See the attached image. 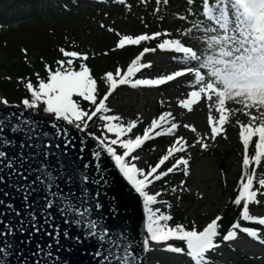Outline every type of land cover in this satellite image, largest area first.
I'll return each mask as SVG.
<instances>
[{
    "label": "snow or ice",
    "instance_id": "obj_1",
    "mask_svg": "<svg viewBox=\"0 0 264 264\" xmlns=\"http://www.w3.org/2000/svg\"><path fill=\"white\" fill-rule=\"evenodd\" d=\"M100 2L107 3L108 0H100ZM115 3L127 4L129 9L132 7L127 0H115ZM163 3L167 4L168 0H163ZM187 3L194 5L196 0H187ZM202 13L211 23L206 26L203 22L193 24L188 32L191 33L192 29L197 31L202 29L207 36L206 52H198L194 47L186 46L180 39H164L156 47L143 48L131 60L126 70L117 67L114 72L107 71L99 79L86 63L90 59L88 54L59 48V52L65 59L57 60L55 69L51 65H46V77H41L39 73H36L37 82L33 83L29 80L25 84L31 94V99L26 98L22 101L26 109H40L43 105L42 110L53 117L50 125L53 132L40 130L37 122L31 119H21L19 123H13L16 113L0 118V146H11L14 143L3 134L9 127L12 133H22L27 138L25 143L20 144V148L27 147L30 151L27 154L21 152L18 161L15 157L10 159L6 151L0 150V164L6 161L7 169L14 171L23 180L28 181L29 179L25 172L36 173L31 184L25 186L23 197L25 207L33 208L30 202L31 195L38 191L44 193L39 214L36 211L29 213L31 232L23 226V221L19 229L15 230L21 234L28 233L25 244L35 243L32 237L33 232L52 239L53 242L46 245L35 243L34 256L42 255L51 260L52 264H56L61 257L55 255L54 250H63L70 254L75 247L91 241L96 245L92 255L98 259L99 264H113V261H120L121 264H138L139 261L132 251L131 243L127 242V237L123 233H110L105 223L107 219L104 211L105 205L102 202L99 188L95 191V195H89L87 187L89 183L97 186L102 182L107 184L103 175L102 161L94 166L93 170L99 174V179H95L87 171L88 163L83 164V170H81L80 167H72L59 159L75 150L77 158L82 160L88 148L87 140L81 138L77 144L69 128L57 123L60 121L91 136L97 142L98 149L91 152L92 157L100 161L102 152H106L114 160L123 177L143 198V207L147 214L145 228L147 235L142 241L145 252L153 251L151 245L155 244L160 245L166 252L186 255L195 264H208V254L221 246L218 238L219 241L230 242L239 239L240 233H244L259 239L256 229L242 227L240 221L264 225V215L257 216L250 212V205L264 206V199H262L264 198V191H262L264 178L257 179L256 171L264 165V0H202ZM180 19L184 20L187 17H180ZM101 27L104 28L105 25L102 24ZM107 31L119 37L113 51L122 50L128 46H138L142 42L168 35L156 32L133 36L120 34L114 28H107ZM218 31L221 34L208 35ZM157 49L182 53L186 66L159 78H134L143 69L152 67V63L145 61L144 58L146 54L154 53ZM23 51L27 58V49ZM104 54L107 55V53ZM77 61L81 63L77 64ZM191 62H196L197 66H187ZM190 74L194 76L192 86L195 90L190 91L186 98L181 99L179 106L192 112L194 106L204 101L210 113L214 109L219 114L218 117L208 115L210 133L207 137L201 136L196 140V143L200 144L204 150L209 148L207 140L215 141L218 137L228 138L225 126L232 122L231 118L234 113H240L248 118L247 122L235 121L239 127V139L243 152L239 191L233 203L237 206L242 205V208L240 219L233 223L226 233L221 231L222 216L217 215L202 230H197L195 227L187 228L183 224L170 226L164 223L171 221L172 216L163 214L160 209L152 207L158 203H166L158 200V197L163 195L162 192L147 191L152 184L163 181L178 170L182 171L185 176L189 175L190 156L187 158L180 156L170 167L164 168L176 153H186L188 147L194 146L189 145L183 136L177 137L167 149L166 154L161 156L158 162L150 166L148 170L131 162L141 159L140 156L133 154L142 149L146 142L161 136L175 135L180 125L174 122L176 118L173 113L165 111L151 119L140 135L134 134V130L140 123L139 117L124 123L120 116L108 114L112 112L108 103L109 99L121 86L158 87ZM102 85L105 86L103 93L100 92ZM82 102H87L92 107H86ZM229 102H234L241 107L230 108ZM0 103L9 106L6 98H0ZM20 116L23 117V113H20ZM94 118L104 121V134L100 136L88 131L90 122H93ZM183 127L193 133L197 132L194 125L185 123ZM107 134H112L115 138H110ZM117 148L123 149L122 154L118 153ZM250 148H253L251 155ZM53 156L59 160L56 169H53L49 162V157ZM16 163H19L20 168L28 164V168L20 171L15 167ZM32 163H36L35 168L31 167ZM3 179L4 177L0 176V182ZM37 183L40 185L39 189L35 187ZM61 184L67 188V193L61 188ZM77 184L79 185V196L73 191V186ZM183 184L182 181L181 191L184 190ZM172 191L176 192L177 188L173 187ZM2 203L3 201H0V204ZM167 206L171 208L172 205ZM9 208L12 206L9 205ZM108 211L115 217L117 212L115 207H111ZM94 212L97 215L95 219L91 218ZM57 213L62 218V223L68 228L75 226L82 228L83 231L70 233L67 228H61L60 225L55 224ZM15 214L20 215L19 212ZM49 228L52 230L48 231ZM15 231L14 226L6 224L4 229L0 230V237H15ZM113 235L116 239H113ZM121 241H124L123 245ZM170 241L184 242L186 247L173 246ZM261 243H264V240H261ZM66 244L67 247H65ZM45 248L48 251H45ZM13 255L23 258V253H18L14 244L5 240L3 246H0V264H6V258ZM35 264H41V261L36 260ZM63 264H68L66 259Z\"/></svg>",
    "mask_w": 264,
    "mask_h": 264
},
{
    "label": "rangeland",
    "instance_id": "obj_2",
    "mask_svg": "<svg viewBox=\"0 0 264 264\" xmlns=\"http://www.w3.org/2000/svg\"><path fill=\"white\" fill-rule=\"evenodd\" d=\"M34 1L38 2V14L41 19L34 17L33 11L35 9L32 8V3L27 0H18L17 5H14V0L0 1V34L9 32L4 35L5 38L2 37L0 39V98H6L9 101V106L0 103V108L17 105L25 108L22 101L26 98L19 96V92L23 91V88L25 89L24 86L22 89H19V86L23 84L21 76L18 74L19 68L22 65L18 64L22 57L20 50L27 49L25 61L29 67L35 66L40 58V54H48L47 47L44 44H38L40 41H43L41 39L49 42L57 33H62L63 37L61 40L66 41L67 36L65 32L68 29V35L72 39L79 37L81 40H84V43H98L100 40H103V42L107 41L109 35L104 30L107 31V28L111 27L120 34L133 36L145 33L152 34L155 31L165 33L175 30L171 21H164L162 20L163 17L158 15H156V18L148 15V12L151 10L149 5L146 6L142 3L141 7H136L140 0H130L132 6L130 9L127 5L123 6L122 9H116L115 2L108 1L107 3H101L100 0L83 2L79 6H76L74 0ZM56 4L61 6L62 9L60 10ZM50 14H55L58 19L49 20ZM201 22H203L204 26L211 23L203 15L202 11L197 21L185 28L178 39L186 46L194 47L198 52H206L207 36L203 33L202 29L200 31L192 29L191 33L188 32L193 24H200ZM102 24L105 25L104 28L101 27ZM86 28V31L92 32V34L94 32L97 33V37L95 38L87 34L84 31ZM75 34L76 36H74ZM111 34L113 39L119 38L115 33L112 32ZM219 34L221 33L218 31L217 33H209L208 35ZM8 38H12V42L10 41L6 44ZM146 42H142L138 46H143ZM182 57V53L157 49L154 53L146 54L144 58L145 61L152 63V67L143 69L134 78L138 79L140 73L143 74L145 79L159 78L170 74L174 70H180L186 66ZM127 66L128 63H123L120 66H109L108 60L102 58L96 65V72L100 74L107 71L114 72L117 67L126 70ZM187 66L197 65L196 62H191ZM29 80L32 81V79ZM193 84L194 76L190 74L158 87H143L139 91H136L135 88H131L129 85L121 86L109 99L108 103L112 112L108 114L120 116L124 123L139 117L140 123L138 128L134 130V134L140 135L151 119L165 111L173 113V116L176 118L174 122L180 125L175 135L161 136V140H159L161 143L155 149L151 151L140 149L133 155H138L141 159L131 161V158H129V160L132 163H136L138 167L147 170L146 165H153L154 162L151 161L163 156L177 137L183 136L189 145H194L188 147L186 153H176L164 166L165 169L170 167L174 163V160L180 156H185L186 158L190 156L189 175L185 176L182 171L178 170L171 173L163 181H157L152 184L147 191L150 193L157 191L163 193L162 196L158 197V200L166 203L153 205L154 209H160L161 213L171 215L173 219L178 212L184 213V216L193 224V227L197 230H202L217 215L223 218H226L228 215L231 195L229 193L225 194L224 188L230 186L235 190L237 177L242 172L243 147L239 139V127L235 121L247 122L248 118L240 113H234L231 118L232 122L225 126L228 138L223 139L218 137L215 141L207 140L209 148L204 150L200 144L196 143V140L202 136L200 129L195 121H190L188 118L189 115L197 110V107L194 106L195 109L192 112H188L179 106V101L186 98L190 91L195 90L192 86ZM103 88L104 86L102 85L100 89L101 93ZM228 106L233 109L241 107L234 102H229ZM198 109L201 111L202 120L207 124L209 114L217 117L219 115L214 109L210 113L209 107L206 106V102L204 101L199 104ZM185 123L194 125L197 128V132L193 133L189 129L184 128L183 125ZM101 124L97 130V136L104 134V121H101ZM90 126H92V122H90ZM107 135L110 138H115L112 134ZM117 151L122 154L123 149L117 148ZM221 154L227 156L224 164L217 160V156ZM221 165L224 166L223 169H221ZM223 170L226 171V177L222 175ZM256 171L257 179L264 178V165ZM182 181L184 182V190L179 194L176 193L177 191L173 192L172 188H180ZM168 204L172 205L171 208L167 206ZM250 212L257 216L264 215V207L259 208L254 204L250 205ZM164 223L170 224V221ZM221 225V229H223V221ZM241 225L242 227H247L246 225L256 227L259 239L240 233L239 239L223 242L218 249L210 252L207 256V259L211 260L209 264H227L229 255L235 253V251H239L242 255H245L254 264H264V243H261V240H264V225L243 220ZM170 243L173 246L186 247L184 242L181 241H170ZM151 247L154 249L153 254L162 255V258L157 259L158 261L159 259L161 260L155 264H172L173 262H179L181 259H186L185 264H189L187 259L191 261V258L186 255L164 251L160 245L152 244Z\"/></svg>",
    "mask_w": 264,
    "mask_h": 264
},
{
    "label": "water",
    "instance_id": "obj_3",
    "mask_svg": "<svg viewBox=\"0 0 264 264\" xmlns=\"http://www.w3.org/2000/svg\"><path fill=\"white\" fill-rule=\"evenodd\" d=\"M10 113H16V117H13V123H19L21 119H31L37 122L39 129L43 131L53 132L51 128V123L53 118L47 116H40L36 112H30L20 107H4L0 108V118L2 116L8 115ZM20 113H23V117L20 116ZM62 126L69 128V131L76 138V143L79 144L81 138L87 140L88 148L86 149L83 159H78L75 150L70 152L68 156H61L59 159L63 160L66 164L71 165L72 167H80L83 170L82 165L85 163L89 164L88 172L92 178L99 179V174L94 171V166L96 163L102 161L103 175L107 180V184L103 182L101 185L97 186L95 184L89 183L87 185L89 189V195H95V191L99 188L101 191V199L105 205V215L107 217L105 223L109 227L110 233H123L127 237V242H130L132 245V251L135 256L139 258L138 264H146L145 262V253L142 246V227L145 222V214L142 206V199L138 194L133 190V188L121 177L119 172L114 166L113 160L106 154L102 152L100 161H96L91 152L97 149V142L91 137L87 136L85 133H81L71 126H67L63 121L57 122ZM9 139L14 143L11 146H0V150H4L8 153V157L11 159L13 157L16 160H19L20 153L24 152L27 154L30 149L25 147L24 149L20 148L21 143L26 142V137L21 134L12 133L9 128H6L4 133ZM59 156V153H57ZM49 162L52 165L53 169H56L59 165V160L56 156L49 157ZM16 168H19L20 171H24V168H28V164L24 165V168H20L19 163H16ZM32 168L36 167V163H32ZM54 174H56L54 172ZM25 175L29 177L28 181L23 180L20 176L16 175L14 171L7 169L6 161L4 164H0V176H3L4 179L0 182V201H3L0 204V230L4 229V225L14 226V231L19 229L21 226V221H23V226L29 229L30 228V215L31 211H36L38 214L43 204L42 196L43 192L38 191L37 193L30 196V202L33 204L32 209L25 207L24 194L25 186L30 185L31 181L34 179L36 173L34 172H25ZM38 189L40 185L37 183L35 185ZM61 188L65 193H67V188L61 184ZM73 191L76 192L77 196L80 195L79 185L73 186ZM7 193V195H5ZM77 202L78 201H74ZM9 205L12 208H9ZM115 207L117 209L115 217L109 213V209ZM19 212L20 215L17 216L15 213ZM93 219L97 218L96 213L94 212L92 217ZM55 224L60 225L61 228H67L70 233H80L83 231L82 228H68L67 225L62 223V218L57 213V218ZM51 231L52 229H47ZM35 243H40L46 245L52 243V239L43 234L32 233ZM28 238V233L21 234L19 231H15V237H0V246H3L5 240L14 244L17 252L23 253V258L18 255H13L6 258V264H35L36 260H40L41 264H52L51 260L41 256H34L35 243L25 244L24 241ZM113 239H116V236L113 235ZM124 241H121L123 245ZM67 247V244L65 245ZM107 247V245H106ZM96 245L91 241H86L85 244L75 247L72 252L69 254L63 250H54L55 255L61 257L60 261H57L56 264H63L66 259L68 264H99L98 259L94 258L92 253L95 251ZM45 251H48L45 248ZM122 251V248H121ZM113 264H121L120 261H113Z\"/></svg>",
    "mask_w": 264,
    "mask_h": 264
},
{
    "label": "trees",
    "instance_id": "obj_4",
    "mask_svg": "<svg viewBox=\"0 0 264 264\" xmlns=\"http://www.w3.org/2000/svg\"><path fill=\"white\" fill-rule=\"evenodd\" d=\"M2 1V0H0ZM29 2L32 3V8L35 9L33 11L34 13V17L36 19L40 18L39 14H38V2L34 1V0H27ZM70 2V1H68ZM76 2V6H79L82 1L81 0H75ZM112 2H115V0H113ZM128 4H131L130 0H127ZM18 0H14V5H17ZM142 3H144V5L146 6H150L151 10L148 12V15L153 16L154 18H156L158 16L163 17L162 20L164 21H171L173 27L175 28L174 31L170 32L167 31L165 33H167L168 35H162L161 37H158L155 40H151V41H147L146 44H144L143 46H128L122 50H116L113 51L112 49L115 48V44L116 41L118 40V38H114L112 37V32L109 31H105V33H107L108 39L107 41L103 42V40H100L98 43H92V42H87L84 43V40H81L79 37H75V39H72L71 36L68 35V31L69 29L65 32V35L67 36L66 41L61 40L63 35L62 33H57V35H55L54 38H52L51 40H49V42H45V39H41L43 41H40V43L38 44H44L47 47L48 50V54L46 55H42L40 54V58L37 61L36 65L33 67H29L26 63V57L23 51L20 50V52L22 53V57H21V61L18 64H22L19 68V76H21V80H22V86H19V89H22L23 86L25 87V84L27 83L28 79H32L33 83L37 82V76L36 73H39L41 77H46V65H51L54 69L57 67L56 65V61L60 60V59H65L62 54L59 52V48L63 47L66 50H77L80 51L82 53L88 54L90 59L86 62L88 63V65L93 69V73L94 75L99 78L101 77L104 73L101 72L97 73V68L96 65L97 63H99V61L104 58L106 60H108V65L112 66V65H117L120 66L123 63H130L132 59H134L145 47H156L159 43H161L164 39H178L180 34L182 33V31L189 27L193 22L197 21L201 11H202V0H196V4L194 5H190L187 3V0H168V3L165 4L163 3V0H160V2H157V0H146V2H144V0H140V2H138V4L136 5V7H141ZM127 5V4H125ZM125 5H121V4H117L115 3V8L116 9H122L123 6ZM57 7L60 8V10L62 9L61 6L57 5ZM191 10V11H189ZM74 17V16H71ZM160 17V18H161ZM180 17H187V19H180ZM0 18H1V14H0ZM75 18V17H74ZM41 19V18H40ZM54 19H58L57 16H55V14H50V19L49 20H54ZM143 27V26H142ZM113 28V27H111ZM76 30V29H75ZM87 28L84 30L87 34H90L92 37H97V33H93L92 32H88L86 31ZM158 31H155L154 33H156ZM9 33V32H7ZM6 33V34H7ZM161 33V32H160ZM6 34H0V39L4 37V35ZM76 36V34L74 35ZM73 36V37H74ZM110 39V41H109ZM12 42V38H8L7 43L8 42ZM39 48V47H38ZM104 53H107V55H105ZM77 64L81 63V61H77ZM17 65V64H15ZM14 66V65H13ZM141 78H144L143 74H140ZM4 83V82H3ZM23 91L19 92V96H21L22 98H27V99H31V94L30 92H28L27 88L25 87V89H22ZM137 91H139V89H136ZM105 91V86L102 89V93ZM21 98V99H22ZM84 104V106L86 107H91V105H88L87 102H82ZM43 105L40 106V109H36V111L43 116H49L47 113H45L43 110ZM101 125V120L99 119H95L92 123V126H90V128L88 129L89 132L91 133H97L98 128ZM143 132V131H142ZM141 132V134H142ZM161 142H159V140H150L148 142L145 143V145L143 146L144 150L146 151H151L153 149L156 148V146L158 144H160ZM252 153H253V148H250ZM160 157H157L156 159H154L151 162H154L153 165H155ZM217 160L221 161L222 164H224L227 160V156L226 155H219L217 156ZM223 165H221V169H223ZM241 174L237 177V182H236V188L235 190H233L232 187L230 186H226L224 189L225 194L229 193L231 195V201H230V205L228 207V215L226 216V218H223V224L224 227L222 229L223 233H226L227 230H229L231 228V225L233 223H235L238 219H240V211L242 208L241 206H237L233 203L234 198L238 195V191H239V181L241 178ZM222 175L224 177H226V171L223 170L222 171ZM181 192L180 188H177V194H179ZM180 196V195H179ZM183 197V196H180ZM242 221V220H241ZM240 221V222H241ZM176 224H183L185 227L187 228H192L193 224L191 222H189L187 220V218L184 216V213H180L178 212L176 214V217L170 221V226H175ZM227 264H254L252 262V260L248 259L245 255H242L239 251H235V253L230 254L229 255V261L227 262Z\"/></svg>",
    "mask_w": 264,
    "mask_h": 264
},
{
    "label": "bare ground",
    "instance_id": "obj_5",
    "mask_svg": "<svg viewBox=\"0 0 264 264\" xmlns=\"http://www.w3.org/2000/svg\"><path fill=\"white\" fill-rule=\"evenodd\" d=\"M195 107H197L196 108L197 110L194 113H192L191 115H189L188 118H189L190 121H193V122L195 121L196 124L198 125L199 129H200V134L202 136H204V137H207L209 135V133H210V128H209L208 124L206 122L204 123V121L202 120V114L200 113L201 111H200V109H198L199 108V104L196 105ZM195 107H194V109H195ZM121 175H122V173H121ZM122 177H123V175H122ZM124 179L126 180V178H124ZM141 199L143 201V198H141ZM262 199H264V198H262ZM142 206H143V202H142ZM255 206H257L259 208L264 207V206H260V205H255ZM143 211H144V214H145V224L142 227V237H145L147 235L146 230H145L146 223H147V214L145 212L144 207H143ZM153 252H154V250L150 251V252H145L144 251L146 264H155V263H157V262H159L161 260V259H159V261H158L157 259L158 258H162L161 257L162 255H155V254H153ZM187 260L189 261V264H195L194 261H192V260L190 261V259H187ZM185 261H186V259H181L179 262H173L172 264H185Z\"/></svg>",
    "mask_w": 264,
    "mask_h": 264
}]
</instances>
